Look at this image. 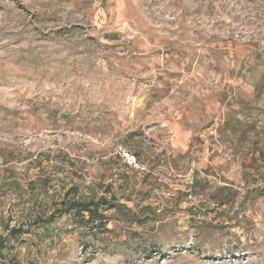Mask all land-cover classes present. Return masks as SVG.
I'll return each mask as SVG.
<instances>
[{"label":"rangeland","instance_id":"1","mask_svg":"<svg viewBox=\"0 0 264 264\" xmlns=\"http://www.w3.org/2000/svg\"><path fill=\"white\" fill-rule=\"evenodd\" d=\"M73 183L120 209L32 227ZM9 225L19 264H264V0H0Z\"/></svg>","mask_w":264,"mask_h":264},{"label":"trees","instance_id":"2","mask_svg":"<svg viewBox=\"0 0 264 264\" xmlns=\"http://www.w3.org/2000/svg\"><path fill=\"white\" fill-rule=\"evenodd\" d=\"M197 183L195 181L196 185ZM63 189L64 191L59 203L61 205H58L48 216L34 219L31 223L32 227L35 225L47 227L57 217L65 214L73 215L74 219L78 220L80 226L83 224L94 225L96 223L99 226H105L108 219L105 211L120 209L113 184H108L105 187L106 192L111 194L109 198L104 195H98L93 188H91L88 196L82 194L77 183H73L69 187L63 185ZM24 232V228L21 226L9 225L6 229V235L0 236V264H19L14 260L16 255L14 254L15 245L13 241L19 239Z\"/></svg>","mask_w":264,"mask_h":264},{"label":"built area","instance_id":"3","mask_svg":"<svg viewBox=\"0 0 264 264\" xmlns=\"http://www.w3.org/2000/svg\"><path fill=\"white\" fill-rule=\"evenodd\" d=\"M136 99L132 100V103H135ZM119 154L123 157V159L125 160V162L132 166V167H137V168H141L139 165V162L137 161V158L135 157V155L131 154L130 152L126 151V150H122L119 151Z\"/></svg>","mask_w":264,"mask_h":264}]
</instances>
